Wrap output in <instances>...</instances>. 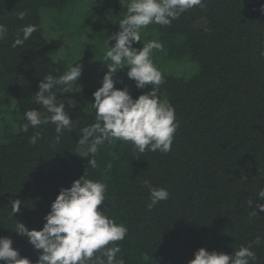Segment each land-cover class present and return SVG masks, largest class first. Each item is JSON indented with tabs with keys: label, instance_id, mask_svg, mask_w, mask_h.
<instances>
[{
	"label": "trees",
	"instance_id": "1",
	"mask_svg": "<svg viewBox=\"0 0 264 264\" xmlns=\"http://www.w3.org/2000/svg\"><path fill=\"white\" fill-rule=\"evenodd\" d=\"M79 1L84 2L0 0V24L8 29L0 41V236L9 237L20 256L35 264L40 252L14 231L16 222L41 229L60 190L86 171L87 178L106 184V200L98 207L127 228L125 238L116 242V258L124 264H188L201 247L234 255L249 245L256 254L250 264H264V211L256 209L264 204L258 196L264 189V0H203L202 7L185 11L169 25L142 29L134 47L152 40L162 45L151 59L164 78L157 95L170 103L178 123L171 151L140 153L131 142L105 141L95 155L96 168L87 167L88 158L82 156L87 149L78 140L82 129L96 122L97 75L73 83L72 93L53 89L73 121L72 130L65 129L58 141L52 123L22 131L26 110L46 111L34 102L44 76L59 77L89 51L104 52L130 2ZM97 3L106 18L95 22ZM20 12L26 13L23 19ZM48 15L55 31L62 20L72 26L64 54L57 55L45 35ZM26 25H35L36 31L12 47ZM83 34L96 41L80 43ZM184 63L194 65L191 75L172 71ZM127 70L121 68L116 88L127 87L133 98L150 91L151 85L137 88ZM7 111L10 122L4 120ZM36 132L40 138L33 145L29 138ZM146 182L167 189L169 198L149 209ZM16 199L20 211L12 215ZM257 236L259 244L254 243Z\"/></svg>",
	"mask_w": 264,
	"mask_h": 264
},
{
	"label": "clouds",
	"instance_id": "2",
	"mask_svg": "<svg viewBox=\"0 0 264 264\" xmlns=\"http://www.w3.org/2000/svg\"><path fill=\"white\" fill-rule=\"evenodd\" d=\"M195 6L202 7L203 0H130L127 4L126 15L119 20L120 30L106 41L103 62H106L108 70L103 75L101 86L93 92L92 107L96 110V122L84 127L78 140L87 149L82 155L88 158L87 167H97L95 155L105 141L131 142L140 153L146 150L171 151L178 123L173 107L157 95L164 78L151 59L153 50H161L162 45L155 40L148 41L139 49L133 45L141 42V30L148 25H169ZM261 11H264V5H261ZM25 15V12H20L18 18L23 19ZM35 31V25L24 26L22 37L18 34L12 47L23 45ZM7 32V27L0 24V41L6 38ZM109 40L115 43L109 46ZM125 66L127 77L135 82L136 87L144 89L151 85L150 91L133 98L127 87L116 88L117 81L113 76ZM82 70L83 66L74 62L59 77L51 74L44 76L34 102L46 111L26 110L27 123L22 126V131L52 123L58 141L65 129L72 130L73 121L65 111V100H58L53 89L72 93V85L81 76ZM67 103L75 105L72 99H67ZM39 138L40 133L36 132L29 138V143L35 145ZM87 175L85 171L70 187L60 190L44 217L46 222L41 229L29 230L23 222H16L14 231L27 237L28 242L40 252L35 264H124L122 258H116L120 252L116 242L125 238L127 228L117 224L98 207L106 200V184L89 179ZM146 187L149 190V209L169 198L165 188H157L147 182ZM258 196L264 200V189L259 191ZM20 205L19 199L12 201V215L20 211ZM257 208L264 211V204H256ZM257 214L256 210L251 213L252 216ZM260 242L261 237L257 236L254 243ZM12 244L9 237L0 236V262L32 264L28 258L21 257ZM255 259L251 245L241 246L234 255L201 247L188 264H250Z\"/></svg>",
	"mask_w": 264,
	"mask_h": 264
},
{
	"label": "rangeland",
	"instance_id": "3",
	"mask_svg": "<svg viewBox=\"0 0 264 264\" xmlns=\"http://www.w3.org/2000/svg\"><path fill=\"white\" fill-rule=\"evenodd\" d=\"M84 2H87L88 0H83ZM80 5L84 4V2L79 1ZM95 6L99 9L98 15L95 17H92L93 20L95 22H97L99 17H103L106 18V15H103V11L100 9V4L97 3L95 4ZM85 9L88 12H91L90 9L86 8ZM49 15L45 17L44 20V29H45V35L47 36V39L49 41V43L51 45H53L55 51L57 52V55H61L64 54L66 52V47L70 44L71 39L70 36L67 32H70L72 30V26L69 23H64V21L62 20L60 22V27L58 29V31H55L51 28L52 25H56L55 22L51 23V20H49ZM106 20H104L103 22H105ZM88 41L90 43H94L96 41V38L94 37V35L92 34H83L80 35V43ZM100 41V40H99ZM115 41L112 40L111 44L109 46H111L112 44H114ZM107 50V48L105 49V51ZM96 51V50H95ZM104 52H91L89 51L87 54H83L84 56L82 57L81 60H76L71 62V64H73L74 62L76 64H81L83 66V70H82V74L81 76L78 78V80L75 82H80L81 79H83L85 77V75H92V76H96L97 75V79L100 82L101 85V80L103 78V75L105 74V72L108 70L107 69V64L106 62H103V57H104ZM195 70V67L193 64H189V63H184V64H177L174 66V68L172 69L173 72H176L178 74H192V72ZM120 71L121 69H119L117 71V73L114 74L113 79L116 81H120L121 77H120ZM99 75V76H98ZM90 76V77H92ZM150 86V85H148ZM145 87V88H148ZM3 116V114H2ZM12 117V114L10 111H7L6 114H4V120H7L8 122H10V118Z\"/></svg>",
	"mask_w": 264,
	"mask_h": 264
}]
</instances>
